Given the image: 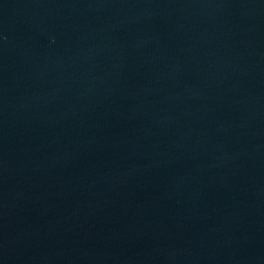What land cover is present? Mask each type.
Returning <instances> with one entry per match:
<instances>
[{
	"label": "water",
	"instance_id": "1",
	"mask_svg": "<svg viewBox=\"0 0 264 264\" xmlns=\"http://www.w3.org/2000/svg\"><path fill=\"white\" fill-rule=\"evenodd\" d=\"M0 264H264V0H0Z\"/></svg>",
	"mask_w": 264,
	"mask_h": 264
}]
</instances>
